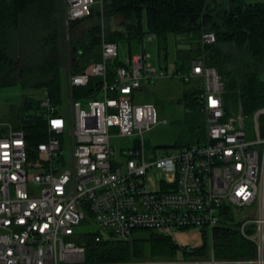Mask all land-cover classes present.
Instances as JSON below:
<instances>
[{"label":"built area","instance_id":"1","mask_svg":"<svg viewBox=\"0 0 264 264\" xmlns=\"http://www.w3.org/2000/svg\"><path fill=\"white\" fill-rule=\"evenodd\" d=\"M62 1L67 41L70 20L102 0ZM153 37L148 32L142 40ZM213 39L212 31L200 33L202 44ZM187 41L177 37L178 44ZM114 56L117 43L103 40L99 58L86 68L72 72L66 66L60 103L41 90L44 138L32 155L24 131L6 122L0 134V264H264V105L252 112L253 135L247 137L245 113L238 106L224 115L223 80L198 53L185 70L170 74L198 87L203 136L145 155L142 134L156 122V111L133 95L142 82L169 75L140 51L127 54L108 82L106 61ZM90 75L103 78L99 96L73 97V86L85 85ZM113 137L128 143L116 150ZM224 209L254 244L252 256L214 257L212 232ZM81 226L90 228L75 231ZM136 229L168 235L176 248L163 257L88 263L76 243L82 231L96 232L94 241L127 240ZM191 229L201 243L189 248L175 236ZM203 244L204 253H192Z\"/></svg>","mask_w":264,"mask_h":264},{"label":"trees","instance_id":"2","mask_svg":"<svg viewBox=\"0 0 264 264\" xmlns=\"http://www.w3.org/2000/svg\"><path fill=\"white\" fill-rule=\"evenodd\" d=\"M58 1L0 0V86L17 84L21 90L36 93L44 89L51 102L60 103L66 66L72 72L86 68L99 58L103 40L129 43L141 41L145 33L152 32L158 52L161 51L159 57L164 62L169 34L176 43L179 36L188 40L186 46L174 49L173 68L176 70H185L191 58L203 54L205 63L214 67L223 80L224 115L238 106L243 113L251 114L264 105V1L102 0L100 7L93 5L87 15L70 20L67 41L62 16L57 19ZM83 19L90 20L79 26ZM19 24L26 25L29 31L21 30V45L13 47L10 33ZM202 31H212L214 39L200 43ZM127 54H131L129 50ZM65 62L67 65L63 67ZM120 63L117 56L106 61V81L112 80L115 67ZM102 79L90 75L85 85L73 86V97L99 96ZM35 92H22L18 102L8 104L11 127L24 131L30 155L35 144L44 138L45 129ZM197 92L198 87L192 83L182 91L201 120L197 126H184L190 132L179 145L198 142L203 136V114ZM259 121L262 125L264 114L259 115ZM95 234L94 231H82L76 238V243L84 248V261L88 263L163 257L172 254L176 248L170 236L145 229L133 230L127 240L102 237L94 241ZM211 246L216 258L254 254V244L239 234L236 222L225 209L213 229ZM204 251L203 244L192 253L198 255Z\"/></svg>","mask_w":264,"mask_h":264},{"label":"rangeland","instance_id":"3","mask_svg":"<svg viewBox=\"0 0 264 264\" xmlns=\"http://www.w3.org/2000/svg\"><path fill=\"white\" fill-rule=\"evenodd\" d=\"M63 13V1L59 0L57 5V19H59ZM90 19H83L79 26H84ZM114 20L111 21L113 26ZM63 27V26H62ZM64 28V27H63ZM21 30L28 32L29 29L26 25L19 24L11 30L10 38L11 44L14 47L21 45ZM60 30V27H58ZM186 46V45H183ZM182 44L174 42L173 35L169 34L166 44V60L163 61L161 55L158 52L157 40L152 38L150 40L143 39V41H131L129 43L118 41L117 42V58L122 61L127 55V51L130 53L144 51L146 53V61L155 68H162L166 71L167 75L164 77H158L152 82H142L139 89L134 93V100L136 101H150L153 103L156 111V122L142 134L143 150L144 154H158L164 149H168L173 146H179L182 140L189 135L190 130L187 131L188 124L197 126L201 120L200 114L194 110L189 102V99L182 94L184 89L191 86L190 82H183L175 74H170L174 64V49L175 47H183ZM160 54V55H159ZM66 62L67 59H66ZM63 63V67L67 63ZM166 65L164 68L163 65ZM65 65V66H64ZM63 94H64V82ZM34 94L35 91H30ZM21 89L17 84L0 86V120L4 118L5 110L9 103H16L21 98ZM25 92V91H24ZM36 93V92H35ZM39 95V93H36ZM66 106L63 111H65ZM252 114V113H251ZM251 114H245V130L247 137L253 135V126L251 120ZM111 143L117 150V145H127L128 140L126 137H113ZM64 152L68 153L67 148H64ZM89 226H81L75 228V231H81L88 229ZM190 239L186 242L187 247L198 246L201 243V239L198 236L188 234ZM188 236V237H189ZM175 238L180 241L179 235ZM182 239H185L182 237ZM191 251V250H190Z\"/></svg>","mask_w":264,"mask_h":264},{"label":"crops","instance_id":"4","mask_svg":"<svg viewBox=\"0 0 264 264\" xmlns=\"http://www.w3.org/2000/svg\"><path fill=\"white\" fill-rule=\"evenodd\" d=\"M233 1L235 3H242V2H245V1H254V0H233ZM261 1H264V0H261ZM148 40H150V39H148ZM120 41L124 42L123 40H120ZM141 41H143V40H141ZM127 53H128V51H127ZM21 91H23V93H24V90H21ZM25 91H27V89ZM27 92H29V91H27ZM8 106H7L6 110H5L4 118L2 120H0V134L1 133H4L6 131V129H7L6 122H8L10 124V122H9V116H8ZM189 233L190 234L193 233L194 235L197 236V233L195 232V230H192L191 229V230H189V231H187L185 233L179 234L180 242H187L190 239V237H191V236L188 235ZM182 237L185 238V239H182Z\"/></svg>","mask_w":264,"mask_h":264}]
</instances>
